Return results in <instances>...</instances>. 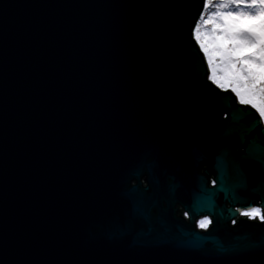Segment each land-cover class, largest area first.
<instances>
[{
    "label": "water",
    "instance_id": "95a60500",
    "mask_svg": "<svg viewBox=\"0 0 264 264\" xmlns=\"http://www.w3.org/2000/svg\"><path fill=\"white\" fill-rule=\"evenodd\" d=\"M203 9L0 0V264H264V221L230 224L264 215V125L204 75Z\"/></svg>",
    "mask_w": 264,
    "mask_h": 264
},
{
    "label": "snow or ice",
    "instance_id": "6c2138e0",
    "mask_svg": "<svg viewBox=\"0 0 264 264\" xmlns=\"http://www.w3.org/2000/svg\"><path fill=\"white\" fill-rule=\"evenodd\" d=\"M210 6L216 10L209 14L207 20L204 19L205 11L202 10L200 19L195 22L192 29L211 68L212 74L209 76L205 70L204 75L217 87L225 91L230 89L239 98L241 104H250L259 112L260 117H264V103H257L252 98L253 95H258L264 100V0H250L247 3L245 0H222L215 5H210V0H204V9L207 10ZM245 9H256V11H245ZM240 20H257L260 23L240 28L235 23ZM200 21H203L204 25L212 24L211 29L205 30L203 37L200 32ZM217 38L227 40L228 43L218 44ZM242 47L250 48L252 51L244 53ZM214 54L216 63H214ZM200 63L203 66V61ZM224 99L231 100V97ZM233 112L234 118L237 115L252 116L253 124L259 123L253 112L239 109ZM241 215L259 216L264 221L260 208L242 211ZM209 222L205 218L200 222V227H207Z\"/></svg>",
    "mask_w": 264,
    "mask_h": 264
},
{
    "label": "flooded vegetation",
    "instance_id": "af4514ba",
    "mask_svg": "<svg viewBox=\"0 0 264 264\" xmlns=\"http://www.w3.org/2000/svg\"><path fill=\"white\" fill-rule=\"evenodd\" d=\"M204 169V167H202V170ZM139 186H140V188L141 189H144V188H146V190L145 191H147L146 193H148L149 191H150V185H149V182H148V180H147V177H146V175H140L139 176ZM138 182H137V180H135L134 178H131L130 179V181H129V184L130 185H135V184H137ZM208 185L209 186H212L213 185V180H212V175H210V176H208ZM252 208H259L258 206H251ZM174 209H175V211H176V215H178V216H180V217H182L184 220H187L188 219V213L184 210V208L179 204V203H175L174 204V207H173ZM186 213H187V215H186ZM261 215H263V212H262V210H261ZM243 215H241V214H238V216L236 217V218H234V219H232L231 221H230V224H235L236 223V220L238 219V218H240V217H242ZM244 217V216H243ZM259 217V216H258ZM205 218H207L209 221H210V218H209V216H207V215H201V216H198V217H196L195 219H194V225H195V227L197 228V229H202V230H204V229H206L208 226H209V224H210V222L208 223V225H207V227H200V222L202 221V220H204ZM259 219H260V217H259ZM233 221H235V223H233ZM260 221H262L261 219H260Z\"/></svg>",
    "mask_w": 264,
    "mask_h": 264
},
{
    "label": "trees",
    "instance_id": "16d2710c",
    "mask_svg": "<svg viewBox=\"0 0 264 264\" xmlns=\"http://www.w3.org/2000/svg\"><path fill=\"white\" fill-rule=\"evenodd\" d=\"M219 2H222V0H210V5H215ZM245 2H250V0H245ZM205 11V15H204V19L207 20L209 18V14L211 12H214L216 9L214 7H209L207 10L203 9ZM248 11H255L256 9H247ZM200 19V18H199ZM202 23L203 25V21H200V24ZM240 25L244 28L251 26V25H256L254 20H240ZM227 42V41H226ZM228 43V42H227ZM244 53H248L251 52L252 49L247 48V47H242L241 49ZM252 98L254 100H256L257 103H264V100H262L258 95H253ZM239 99V98H238ZM237 99V100H238ZM241 104V103H240ZM243 106H249L250 104H242ZM251 106V105H250ZM259 113V112H258ZM262 125H264V122H262Z\"/></svg>",
    "mask_w": 264,
    "mask_h": 264
},
{
    "label": "rangeland",
    "instance_id": "374dc122",
    "mask_svg": "<svg viewBox=\"0 0 264 264\" xmlns=\"http://www.w3.org/2000/svg\"><path fill=\"white\" fill-rule=\"evenodd\" d=\"M245 11H248L247 9H245ZM256 11V10H255ZM255 21V23L256 24H259L260 22L259 21H257V20H254ZM236 23V26L237 27H240V28H244V27H242L241 25H240V21H237V22H235ZM212 28V24H208V25H202V23L200 24V32H201V35H202V37H203V33L205 32V30L206 29H211ZM193 36H194V39H195V32L193 31ZM196 40V39H195ZM227 40H221V39H219V38H217V43L218 44H221V45H226L227 44V42H226ZM196 42L199 44V46H200V43H199V41H197L196 40ZM202 50V49H201ZM203 51V50H202ZM204 53V52H203ZM204 56H205V59H206V61H207V56L204 54ZM208 63V62H207ZM214 63H216V58H215V54H214ZM209 66V65H208ZM217 67H219V65L217 64ZM212 73H211V68L209 67V76L211 75ZM224 90V89H223ZM235 94V93H234ZM236 96V95H235ZM237 97V96H236ZM237 99H238V97H237ZM238 103H240V101H239V99H238ZM255 109V108H254ZM256 110V109H255ZM257 111V110H256ZM258 112V111H257ZM259 114V113H258ZM261 119H262V122H264V117H261Z\"/></svg>",
    "mask_w": 264,
    "mask_h": 264
},
{
    "label": "built area",
    "instance_id": "2783aa9c",
    "mask_svg": "<svg viewBox=\"0 0 264 264\" xmlns=\"http://www.w3.org/2000/svg\"><path fill=\"white\" fill-rule=\"evenodd\" d=\"M251 209H252V207H249V208L244 209V210H240V211H239V214H241L242 211L251 210ZM247 217H248V218H254V217H249V216H247ZM257 218H258V220L260 221V219H259L258 216H257Z\"/></svg>",
    "mask_w": 264,
    "mask_h": 264
}]
</instances>
